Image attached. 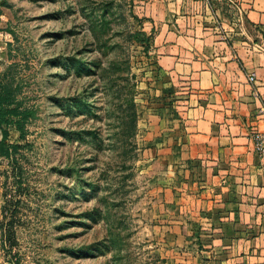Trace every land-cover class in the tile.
Segmentation results:
<instances>
[{"label": "rangeland", "instance_id": "374dc122", "mask_svg": "<svg viewBox=\"0 0 264 264\" xmlns=\"http://www.w3.org/2000/svg\"><path fill=\"white\" fill-rule=\"evenodd\" d=\"M152 9L233 36L247 28L235 0H0V78L22 85L18 99L36 115L26 140L10 128L8 143L23 146L21 188L0 162V207L3 193L11 204L0 264H165L162 164L147 161L143 130L151 114L175 118L178 99L151 42L134 38ZM74 59L95 74H78Z\"/></svg>", "mask_w": 264, "mask_h": 264}, {"label": "crops", "instance_id": "0c3cea01", "mask_svg": "<svg viewBox=\"0 0 264 264\" xmlns=\"http://www.w3.org/2000/svg\"><path fill=\"white\" fill-rule=\"evenodd\" d=\"M235 1L247 28L234 36L161 9L143 24L178 99L175 118L151 114L143 130L147 161L162 164L165 264H264V0Z\"/></svg>", "mask_w": 264, "mask_h": 264}, {"label": "trees", "instance_id": "16d2710c", "mask_svg": "<svg viewBox=\"0 0 264 264\" xmlns=\"http://www.w3.org/2000/svg\"><path fill=\"white\" fill-rule=\"evenodd\" d=\"M1 15L2 13L0 12V16ZM153 36L154 34H152L151 36H147L146 33L141 31L139 33H136L134 35V38L136 41L147 46L145 42L148 41V43H150L153 40ZM142 37L146 38V41H144V39H141ZM74 61V65H76L78 74H82V72H85L87 76L95 74V71H93L87 63H84L83 61L77 59H74ZM92 65L96 67L99 66L96 63H93ZM21 93L22 85H20V83H16L14 79L11 80L8 77L3 79L0 78V131L2 136L0 140V162H7V166L12 168L14 185L18 188H21L24 183V170L23 167L19 165L18 159V154L23 146L19 144L8 143L10 138V128L14 126L17 132L20 133V139L26 140L29 132L27 123L30 121V119H33L36 116L34 109L26 107L24 102L18 99V95ZM135 115L136 113L133 116L134 128H136ZM6 184L3 185V188L7 186ZM90 186L94 189L93 185ZM2 197L5 202L1 207V228L3 229L4 220L7 212L11 208V204L7 203L8 199H6V193H3ZM87 216L94 222L101 218L99 211H92L88 213ZM80 252L81 253L78 254H82L81 256L83 257L92 254L84 253L83 250Z\"/></svg>", "mask_w": 264, "mask_h": 264}, {"label": "built area", "instance_id": "2783aa9c", "mask_svg": "<svg viewBox=\"0 0 264 264\" xmlns=\"http://www.w3.org/2000/svg\"><path fill=\"white\" fill-rule=\"evenodd\" d=\"M249 81L252 83L255 82V75L250 76ZM256 150L261 155H264V138L262 136H259V135L256 138Z\"/></svg>", "mask_w": 264, "mask_h": 264}]
</instances>
